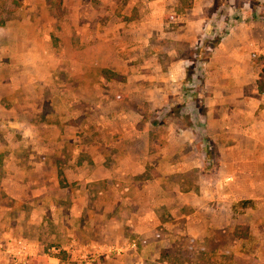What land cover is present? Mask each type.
<instances>
[{
    "label": "crops",
    "instance_id": "0c3cea01",
    "mask_svg": "<svg viewBox=\"0 0 264 264\" xmlns=\"http://www.w3.org/2000/svg\"><path fill=\"white\" fill-rule=\"evenodd\" d=\"M18 1L0 26V264H189L188 237L227 264L218 241L231 228L240 261L245 214L262 244L264 3L225 8V28L212 0H126L106 25L74 0L60 26Z\"/></svg>",
    "mask_w": 264,
    "mask_h": 264
},
{
    "label": "rangeland",
    "instance_id": "374dc122",
    "mask_svg": "<svg viewBox=\"0 0 264 264\" xmlns=\"http://www.w3.org/2000/svg\"><path fill=\"white\" fill-rule=\"evenodd\" d=\"M20 1L22 2V5L25 2H28V5H32V3L35 2L36 4L35 3L34 4L37 5L38 7H40L42 4H46L51 12L49 14L48 13L38 14L37 17L41 18L42 16L40 22L43 20V22L48 24L50 23V25L60 26L61 23H63L64 21L66 22L72 21L74 17V14L73 12H71V9L69 7L74 5L75 3L73 2L74 0H67V3L64 6V8L58 5V0H20ZM80 1H81L79 2L80 6L81 7L83 6L82 10L89 11L87 7L91 5L90 0H80ZM91 1L94 3V7L97 8V12H98L97 19L102 23V25H106L109 22L122 21L123 15H125L124 6L126 0H91ZM213 1L214 0H212L211 5L209 6L211 7V9H213V7L217 8L223 5L222 10L223 11L225 10L226 14H222L221 16L223 23L226 25L225 28L228 27L230 28L231 27L230 25H232V23L235 21L233 15L231 14V11L225 8H229V6H231L232 8L233 7L239 8L241 6L247 7L249 3H251L253 7H256L257 1L260 2L261 4L264 3V0H230V2L227 5L228 7H225L226 5H224L225 3H223V0H217L214 2ZM212 3L214 4L212 5ZM5 6H6L5 8L6 11L12 10L13 12L14 3H12V0H7L5 2ZM0 7H2V5H0ZM175 10H178V8H176ZM86 13L87 12L82 13L83 17H81L82 20L80 21L81 23L89 21L87 19L89 12L87 14ZM10 14L13 15L14 13L10 12ZM173 17H175V15L171 13V18ZM171 18L168 16L169 20ZM223 36L224 33L221 34L216 33L213 38H210L209 41L207 40L208 42L205 44V47L203 48L204 55L210 54L215 44L220 42ZM155 43L157 44L158 42ZM157 45L161 50H165L167 49V47L170 46L167 43L162 44L161 42H159ZM199 47H201V43L197 44V47L195 49L198 50ZM196 62L198 64L196 63L192 64L194 69L191 70V74H194V72L196 71V66H198V68L204 67L203 63L201 62V59L197 60ZM182 114L183 116H185V113ZM241 219L243 221V225H245L238 230L241 236V247H242L243 255L241 256L240 261L237 260V255L231 256L230 254L231 248L235 247V245L233 244V239L231 238L229 239L228 237H226L228 236L229 233H231L230 231L231 228L228 227L226 229V233H225L226 235L224 237H221V239L218 241L223 246V252L221 253L222 259H224L227 264L229 263L235 264L233 263V261L236 262V264H264V255L260 254L261 252L260 250H258L259 248L264 249V241L262 242V244H260L261 241L259 240V238L255 239L250 236L249 214L243 215ZM176 245H177V249H181L180 251L188 252L187 256H185V254H182L181 257L184 258L189 257L191 259L189 264H207L206 262H204L205 256L201 254V251H205L207 249L203 240L197 239L196 237L193 238L188 237L186 239H181V241H177Z\"/></svg>",
    "mask_w": 264,
    "mask_h": 264
},
{
    "label": "trees",
    "instance_id": "16d2710c",
    "mask_svg": "<svg viewBox=\"0 0 264 264\" xmlns=\"http://www.w3.org/2000/svg\"><path fill=\"white\" fill-rule=\"evenodd\" d=\"M7 0H0V5H2V7H0V26H2V25H4L5 23H6V21L8 20V19H10V18H12L13 17V15H11L10 14V12L11 13H13L12 12V10H10V11H6L5 10V8H6V6H5V2H6ZM60 3H61V1L62 0H58ZM12 3H14V5L17 7L18 5H20V2L19 1H17V0H12ZM15 10V9H14ZM5 12V13H4ZM259 85H260V88L262 89V90H264V75H262L261 76V79H260V81H259ZM176 108L177 107H172V108H166L165 110H164V113L165 114H170L171 112H174L175 110H176ZM66 253L65 252H61L60 254H58V255H61L62 257H66V255H65ZM163 257L164 258H167L168 260H169V258H170V254H167V253H165V254H163Z\"/></svg>",
    "mask_w": 264,
    "mask_h": 264
},
{
    "label": "built area",
    "instance_id": "2783aa9c",
    "mask_svg": "<svg viewBox=\"0 0 264 264\" xmlns=\"http://www.w3.org/2000/svg\"><path fill=\"white\" fill-rule=\"evenodd\" d=\"M19 244H20V245H19V251L16 253V256H20V255H22V254H23L22 249L25 248V246H24L23 243H19Z\"/></svg>",
    "mask_w": 264,
    "mask_h": 264
}]
</instances>
